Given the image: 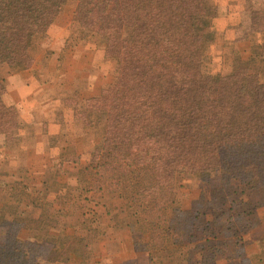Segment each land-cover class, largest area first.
Instances as JSON below:
<instances>
[{
	"label": "trees",
	"instance_id": "trees-1",
	"mask_svg": "<svg viewBox=\"0 0 264 264\" xmlns=\"http://www.w3.org/2000/svg\"><path fill=\"white\" fill-rule=\"evenodd\" d=\"M66 1L0 0V67L30 69L32 47ZM205 5L79 0L74 11L77 26L102 38L104 57L116 65L110 87L86 102L84 123L100 128L103 141L80 171L79 186L84 184V193L117 195L129 230L148 235L150 263L169 251L182 258L185 249L203 250L197 233L212 236L213 227L220 226L226 237L233 227L247 232L245 214L231 207L244 206L239 197L232 199L238 191L225 193L233 183L264 205V81L252 70H264V45L254 46L245 62L235 58L226 76L205 72L210 41ZM258 16L264 20L252 15L251 33L258 31ZM6 117L0 103V121ZM190 176L217 178L219 197L210 203L200 198L195 211L180 207L177 180ZM208 205L212 214L205 211ZM94 237L92 230L84 238L65 236L49 261L85 263ZM16 258V252L0 254V264H15ZM256 258L264 264V247Z\"/></svg>",
	"mask_w": 264,
	"mask_h": 264
},
{
	"label": "rangeland",
	"instance_id": "rangeland-1",
	"mask_svg": "<svg viewBox=\"0 0 264 264\" xmlns=\"http://www.w3.org/2000/svg\"><path fill=\"white\" fill-rule=\"evenodd\" d=\"M78 1L67 0L36 40L30 69L0 67V103L7 114L0 121V254L16 252L15 264H82L51 262L49 254L65 236L84 238L92 230V252L83 264H257L264 247V205L244 186L233 183L225 193L241 194L232 199L239 197L244 206L231 207L245 214L252 226L247 232L233 227L226 237L220 226L213 227L212 236L197 233L203 250L185 249L182 258L165 252L153 263L144 248L148 235L129 230L117 195L84 193V184L79 186L80 171L103 141L100 128L84 123L86 102L110 87L116 65L104 57L103 39L74 22ZM204 1L210 36L204 71L226 76L235 58L245 62L254 46L264 45V20L258 16V31H250L252 15L264 18V0ZM252 70L264 81L262 67ZM219 188L214 176L178 177L176 200L195 211L200 198L206 203L218 198ZM205 211L213 209L208 205ZM40 219L41 227L34 229Z\"/></svg>",
	"mask_w": 264,
	"mask_h": 264
}]
</instances>
